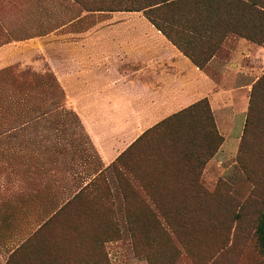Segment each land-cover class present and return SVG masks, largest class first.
I'll return each mask as SVG.
<instances>
[{
    "label": "rangeland",
    "instance_id": "rangeland-1",
    "mask_svg": "<svg viewBox=\"0 0 264 264\" xmlns=\"http://www.w3.org/2000/svg\"><path fill=\"white\" fill-rule=\"evenodd\" d=\"M85 12L75 0H0V264H264V85L253 93L264 44L230 35L204 68L227 90L212 112L224 142L204 169L158 156L173 128L109 167L98 164L124 102L72 95L60 110L27 113L24 131L17 112H4L8 78L75 60L71 48L90 38L73 23Z\"/></svg>",
    "mask_w": 264,
    "mask_h": 264
},
{
    "label": "trees",
    "instance_id": "trees-1",
    "mask_svg": "<svg viewBox=\"0 0 264 264\" xmlns=\"http://www.w3.org/2000/svg\"><path fill=\"white\" fill-rule=\"evenodd\" d=\"M75 1L86 10L73 22L86 28L77 32L80 34L76 37H81V33L91 29L86 35L90 37L89 39L84 40L82 37L81 40L79 39L81 45L98 44L99 37L95 34L101 26L105 27L108 15L115 13L141 14L150 23V27L162 34L200 69H204L212 58L221 55L224 43L230 35L264 44V0ZM226 19L227 21H225ZM199 52L207 57L200 59L197 56ZM83 53L81 49L75 53V60H78L81 67L83 66ZM60 62L63 61L51 58L49 62H46L49 71H41L40 74L35 73L34 76H27V72H25L27 69H23L18 79L16 77L8 78L10 88L8 106L4 109L5 117L9 118L11 114L17 112L20 131H24V127L32 124L28 123L26 119L28 118L27 113L47 108L60 110L69 100L67 98L69 94L82 89L81 79L77 83H72V80L69 79V74L80 75L82 68L70 60ZM263 85L264 78L255 84L253 93ZM51 110H46L47 114ZM33 119L30 120L33 121ZM9 124L11 125V120ZM162 128H173L174 130V136L170 138V141L160 145L161 151L158 156L161 159L164 158L163 162L195 159L198 162V167L204 169L224 142L217 130L210 103L207 99H203L187 108L186 111L160 122L147 131L118 158V161L133 152L149 134ZM164 149L165 151H163ZM116 162H112L109 167ZM164 169L166 168L164 167ZM102 173L103 171L100 174ZM93 187H97V182L92 181L91 184H87L60 211L80 202L84 196L83 192ZM258 236L261 251L264 254V216L260 221ZM26 244L27 242L21 248H25Z\"/></svg>",
    "mask_w": 264,
    "mask_h": 264
},
{
    "label": "crops",
    "instance_id": "crops-1",
    "mask_svg": "<svg viewBox=\"0 0 264 264\" xmlns=\"http://www.w3.org/2000/svg\"><path fill=\"white\" fill-rule=\"evenodd\" d=\"M149 25L141 14H110L105 27L101 26L95 34L99 37L98 44L71 48L74 53L80 49L84 52L82 67L78 60L73 61L82 68L81 74H69L72 83L81 79L82 89L67 98L75 95L74 99L81 101L125 104L114 110V116L120 120L111 131L112 143L103 147L98 165L109 166L117 161L147 131L203 99L209 101L216 117L220 114L217 104L220 97H225L226 88L219 90L218 83L206 70L194 65ZM215 59L209 63L210 67ZM235 65L227 70L239 73ZM100 110L99 116L107 114ZM85 180L92 179L87 176Z\"/></svg>",
    "mask_w": 264,
    "mask_h": 264
}]
</instances>
